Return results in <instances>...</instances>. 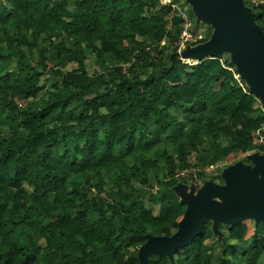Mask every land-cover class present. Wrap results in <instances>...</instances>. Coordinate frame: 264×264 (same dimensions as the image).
I'll return each mask as SVG.
<instances>
[{
	"label": "trees",
	"instance_id": "obj_1",
	"mask_svg": "<svg viewBox=\"0 0 264 264\" xmlns=\"http://www.w3.org/2000/svg\"><path fill=\"white\" fill-rule=\"evenodd\" d=\"M244 3L264 30V0ZM175 14L161 0H0V264H140L148 235L166 227L149 204L182 217L186 204L172 189L197 182L231 149L264 150L254 135L260 99L241 86L219 90L237 74L221 56H175ZM172 78L191 86L189 98L174 94ZM9 154L13 168L2 170ZM53 179L62 202L52 212L44 195ZM151 179L165 188L153 192ZM201 235L174 264H264V234H228L231 253L217 259L212 226Z\"/></svg>",
	"mask_w": 264,
	"mask_h": 264
},
{
	"label": "water",
	"instance_id": "obj_2",
	"mask_svg": "<svg viewBox=\"0 0 264 264\" xmlns=\"http://www.w3.org/2000/svg\"><path fill=\"white\" fill-rule=\"evenodd\" d=\"M186 1L193 6L198 19L215 30L209 41L175 56L199 62L230 48L235 52L238 73L264 107V30L256 23L252 9L245 6L244 0ZM248 158L254 166L238 162L224 169V185L207 181L198 189V195L195 185L190 192L185 184L175 187L180 202L186 204L179 228L170 236L148 235L139 250L140 264H150L151 255L166 256L174 264L175 252L195 241L206 220H213V231L221 235V223L237 224L247 218H255L257 224L264 221V154L255 152Z\"/></svg>",
	"mask_w": 264,
	"mask_h": 264
},
{
	"label": "rangeland",
	"instance_id": "obj_3",
	"mask_svg": "<svg viewBox=\"0 0 264 264\" xmlns=\"http://www.w3.org/2000/svg\"><path fill=\"white\" fill-rule=\"evenodd\" d=\"M172 2V0H171ZM262 2V0H247V3L249 6L254 7L257 6L258 4H260ZM69 6L70 8H72V2H69ZM67 7L66 4H63L60 8H57V10L59 11L60 9H65ZM172 7H174L177 11L178 14L175 15H171L169 17V19L171 18L173 21V16H174V23L177 24V26L182 27L184 23H181L180 20L184 19L187 25H184L183 28H185V26H187V30L188 32H190V37L188 38L187 41H185L184 46L182 47L181 50H179V52H183L184 50H186L187 48H193L196 47L197 45L201 44L199 43L200 40H204L207 39V41H209L213 34H214V30L215 28H213L211 25L204 23L202 20H199L193 13L192 7L190 5H188L186 3L185 0H177L175 2H172ZM176 16V17H175ZM36 20V12L32 11L28 14V16L24 19V24L26 27H30L33 26L35 24ZM176 26V25H175ZM182 38H180L181 41ZM177 42V44H179V42ZM219 56H221L224 60H228L231 63H233L235 66L233 67V70H236V82L234 83H224L221 84L219 86V90L221 92H227L229 90H231L232 88H234L235 86H241L242 88H250V85L246 82L245 79H243L240 74L238 73L237 69H238V65L235 63L234 58H235V52L233 50H231L230 48L225 49L224 51H222ZM180 60L182 62H184L185 64H195L197 63L196 60L193 59H184L180 57ZM48 71L46 72V76H45V83L47 84V86L50 85V81L48 80L49 77L48 75L50 74L51 70L50 68L53 67L52 63H49L48 65ZM171 82L173 84V90H174V94H180V95H186L188 96L187 98L190 97V91H191V86H187L182 84L179 80H175V79H171ZM45 96L44 94H41L40 97H38L33 103H39L41 100H44ZM19 102L21 104H26V100L25 99H19ZM198 108L200 110H202L203 105L201 103H196ZM217 109V104L216 102L212 103L211 107L208 109V113H212ZM262 110V109H261ZM139 141V140H137ZM250 155V153H234L233 149L229 150L227 152V159L225 161H222L220 163H217L216 165L210 166L205 170V175H203L202 177H200L198 179L197 182H193V181H189L187 183V185H189V192L191 189L192 184L196 185V191H195V195H198V187H201L205 184V182H207L208 180H212L215 181L219 184H224V181H222L220 179V174L221 172H223V170L225 168H228L229 166L235 165L238 162H243L245 164H250L252 166H254L255 164L253 162H251L248 158V156ZM13 161H14V156L12 154L7 155L3 165H2V170H9L11 168H13ZM197 174V171L193 170H188V171H184L182 173V175L186 176L189 174ZM152 181V191L153 192H157L159 190L164 189L165 187L158 183L155 179H151ZM59 185L58 181L56 179H53L49 182H47L46 185V190H45V195L44 198L46 200V202L48 203V205L52 208V212L55 210H59L58 207V202H62L61 200H59V198L57 197V186ZM174 190V189H172ZM175 192V190H174ZM176 196L181 199V197L179 195L176 194ZM216 199L221 200L222 199L220 197H217ZM150 209H152L156 214L159 213L158 207H156L155 205L151 204ZM178 219H167V225L165 227V229L162 231V235H173L177 230H178V225H175L177 223ZM178 224V223H177ZM213 224V220H206L205 221V226H212ZM246 228V238H250L253 235L256 234H264V231L262 230H258L257 228V223H256V219L255 218H247L244 221L237 223V224H226V223H221L219 228L222 232L225 233V236L221 235L220 233L215 234L209 241H207L208 244L212 245L213 249H214V254L216 255V259L219 257L220 254L223 253V251L226 249V238L228 237V234H234V235H238L240 233V231L243 228ZM31 228L35 229L34 226H31ZM196 240L202 242L203 241V236L200 234L197 236ZM226 252L228 254L231 253V249H226ZM128 254H130L133 257H136L138 255V253H131L129 252ZM181 255H187L186 250L185 249H180L179 252V256ZM262 262L264 263V256L262 258Z\"/></svg>",
	"mask_w": 264,
	"mask_h": 264
},
{
	"label": "built area",
	"instance_id": "obj_4",
	"mask_svg": "<svg viewBox=\"0 0 264 264\" xmlns=\"http://www.w3.org/2000/svg\"><path fill=\"white\" fill-rule=\"evenodd\" d=\"M161 2L164 4V5H171L172 6V2L171 0H161ZM184 25H187V22H185L183 24ZM172 24L169 23L168 27L169 29L171 30L172 29ZM182 26V32H181V41L179 42V44H177V46L179 47V49L181 50L182 47L184 46V43L185 41L188 40V38L190 37V32H188L187 30V26H185V28H183ZM262 113L264 114V107H262ZM255 135V140L258 144V146L260 147H263L264 148V123L261 125V127L259 129H257L254 133ZM256 152H260V153H263L264 154V150H259V151H256Z\"/></svg>",
	"mask_w": 264,
	"mask_h": 264
},
{
	"label": "crops",
	"instance_id": "obj_5",
	"mask_svg": "<svg viewBox=\"0 0 264 264\" xmlns=\"http://www.w3.org/2000/svg\"><path fill=\"white\" fill-rule=\"evenodd\" d=\"M174 10H176L174 7H172ZM173 20H174V17H173ZM170 23L173 25V21H172V19L170 18ZM176 193V192H175ZM150 205L151 204H149L148 205V207H150ZM155 213V212H154ZM156 214V213H155ZM158 217H159V219H161V220H163V221H165L166 222V225H167V219H178V220H175V221H177V223H178V227H179V223H180V221H181V219L183 218V216L182 217H178V216H173V215H171V214H163V213H158V214H156ZM162 235V234H161ZM170 236V235H169ZM183 249H185V248H183ZM179 252H180V250H179ZM161 257H166V256H161ZM181 257H187V255H181Z\"/></svg>",
	"mask_w": 264,
	"mask_h": 264
}]
</instances>
